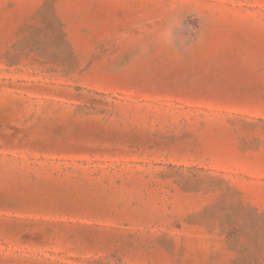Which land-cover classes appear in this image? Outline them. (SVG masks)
<instances>
[{"label":"rangeland","instance_id":"1","mask_svg":"<svg viewBox=\"0 0 264 264\" xmlns=\"http://www.w3.org/2000/svg\"><path fill=\"white\" fill-rule=\"evenodd\" d=\"M0 264H264V0H0Z\"/></svg>","mask_w":264,"mask_h":264},{"label":"trees","instance_id":"2","mask_svg":"<svg viewBox=\"0 0 264 264\" xmlns=\"http://www.w3.org/2000/svg\"><path fill=\"white\" fill-rule=\"evenodd\" d=\"M229 239H231V238H229Z\"/></svg>","mask_w":264,"mask_h":264}]
</instances>
